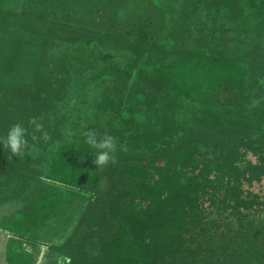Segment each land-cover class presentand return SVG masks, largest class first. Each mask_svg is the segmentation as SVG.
Segmentation results:
<instances>
[{"label":"trees","instance_id":"obj_1","mask_svg":"<svg viewBox=\"0 0 264 264\" xmlns=\"http://www.w3.org/2000/svg\"><path fill=\"white\" fill-rule=\"evenodd\" d=\"M17 123L7 263L264 264V0H0V136Z\"/></svg>","mask_w":264,"mask_h":264},{"label":"clouds","instance_id":"obj_2","mask_svg":"<svg viewBox=\"0 0 264 264\" xmlns=\"http://www.w3.org/2000/svg\"><path fill=\"white\" fill-rule=\"evenodd\" d=\"M29 123L34 124V132L42 133L44 141L49 139L48 134L43 132L42 124L38 123L35 119ZM26 133L27 128L17 123L8 129L6 136H0V146L3 149L7 148L11 154L9 159H12L14 156L20 158L31 153L34 146L28 145ZM67 135L71 136L72 133L68 131ZM83 137V143L96 150L94 163L98 166L97 168H102L109 162H116V157L113 153L116 151L117 141L112 135L107 133L100 135L96 130H88L83 133ZM33 139H36L35 135Z\"/></svg>","mask_w":264,"mask_h":264},{"label":"crops","instance_id":"obj_3","mask_svg":"<svg viewBox=\"0 0 264 264\" xmlns=\"http://www.w3.org/2000/svg\"><path fill=\"white\" fill-rule=\"evenodd\" d=\"M21 206H22V201H13V203L0 205V220L5 219L6 218L5 215L8 212H9L8 213L9 216L7 218L13 216V213ZM9 237H10L9 233L6 230L0 228V253H2L4 257L6 256V249H7Z\"/></svg>","mask_w":264,"mask_h":264},{"label":"rangeland","instance_id":"obj_4","mask_svg":"<svg viewBox=\"0 0 264 264\" xmlns=\"http://www.w3.org/2000/svg\"><path fill=\"white\" fill-rule=\"evenodd\" d=\"M94 90V91H93ZM92 90V92H87L86 94L85 93H82V94H80L79 96H76L70 103H69V106L70 107H72V106H74V105H76L77 106V108L79 107V105H81L80 104V98H82V97H86L87 98V100L89 99V98H91V96L92 95H95V93L98 91V90H100V88L99 89H93ZM87 91H89V89L87 90ZM85 94V95H84ZM75 109L74 111H73V113L74 114H77L78 113V109ZM73 115V114H72ZM9 203H13V200H9V201H2V202H0V205H6V204H9ZM17 205V204H16ZM9 213V212H8ZM8 213L5 215V217L7 218L9 215H8ZM1 221V220H0ZM54 233L52 232V233H50L49 235H48V238H52V237H54ZM47 238V239H48ZM43 247V251L41 252V254H40V257H39V260H38V262H37V264H46V259H45V252L47 251L46 249H47V247L46 246H42ZM3 254L2 253H0V264H6L7 263V261H6V259H4L3 257ZM7 264H9V263H7Z\"/></svg>","mask_w":264,"mask_h":264}]
</instances>
